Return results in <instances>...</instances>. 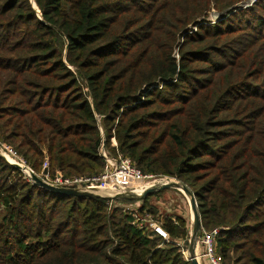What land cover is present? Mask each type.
<instances>
[{
	"label": "trees",
	"instance_id": "1",
	"mask_svg": "<svg viewBox=\"0 0 264 264\" xmlns=\"http://www.w3.org/2000/svg\"><path fill=\"white\" fill-rule=\"evenodd\" d=\"M242 1L0 0V144L36 172L48 158L52 176L90 177L115 138L144 173L195 193L224 264H264V16L233 24ZM152 196L140 214L158 213ZM134 220L0 154V264H192L185 217Z\"/></svg>",
	"mask_w": 264,
	"mask_h": 264
},
{
	"label": "built area",
	"instance_id": "2",
	"mask_svg": "<svg viewBox=\"0 0 264 264\" xmlns=\"http://www.w3.org/2000/svg\"><path fill=\"white\" fill-rule=\"evenodd\" d=\"M256 1L257 0H251L247 6H244L248 7ZM202 23L207 22L204 21ZM197 30L198 26H190L188 33H194ZM111 145L116 148L115 152L106 147L105 142L101 145L99 153L105 162L104 169L100 174L90 177H64L60 171H57V173L52 176L50 174V163L48 158L44 161L42 171L36 172L14 147L5 143L0 144V154L9 163L20 168L24 174V178L30 182H35L34 175H36L42 178L45 182L56 187L81 189L93 188L107 195H114L119 192L142 193L154 185H160L173 180V178L166 176L158 177L152 174L144 173L130 157L124 155L118 150V144L115 138H112ZM46 168L49 169V172L44 174L43 171ZM116 202L117 201H111V204ZM151 219L153 218L150 216L148 219H141L135 215L134 223L139 224L141 221V223H143L140 225L144 226L146 224L144 222H149ZM155 225L159 226L161 224L156 222ZM220 232L221 230L219 228L208 230L202 227L199 242L203 245L204 249L203 252L199 254V257L205 259L206 262L204 264H224L217 252V238Z\"/></svg>",
	"mask_w": 264,
	"mask_h": 264
},
{
	"label": "rangeland",
	"instance_id": "3",
	"mask_svg": "<svg viewBox=\"0 0 264 264\" xmlns=\"http://www.w3.org/2000/svg\"><path fill=\"white\" fill-rule=\"evenodd\" d=\"M250 1L251 0H245V1L239 2L238 4H236L234 6L237 9H234L229 14V15H232V17H233V20H232L233 24H236V23L241 24V21H242L243 22L242 25H245L244 23L249 22L252 24L257 23L256 25L258 26L259 23L256 22V17H257V15H260L261 13H262L261 15L264 16V10L262 8V7H264V2H262L263 6H261V7H255L252 10H247L248 7H252L253 5H255V3H253L252 5L246 7ZM244 5H246V6H244ZM242 6H244V7H242ZM234 7H232L231 9H233ZM239 8H241V9H239ZM229 9H226L223 12H225ZM237 10H238V12H237ZM241 11H244L243 15H241ZM252 11H253V14H251ZM216 12H218L217 9L211 10V12L209 14L210 16L207 19V21L210 24L215 23L219 19H223L224 16L228 13V12L224 13L225 15H223L221 17V16H214V15H216L215 14ZM223 12H220V13L222 14ZM204 24H207V23H204ZM248 31L250 32V30H248ZM196 32H194V33H196ZM5 144H7V143H5ZM173 180H176V179H173ZM143 203H144L143 200H131V201H127V202L117 201L115 203V205H116V207H124L125 211L130 212L134 216L136 215V216L140 217L141 219H148V217L150 216L153 219H151L149 222H144V223H148V224H155L156 222H158L157 219H159L161 212L165 213V214H173V213L176 214L177 213V214H180L181 216L185 217L187 220L188 227H189L190 237L188 238V242L186 240H183V239L177 240L178 245H180L182 247L181 249L184 251L183 254H185V251H186L185 249L189 248L191 234H192V230H193V222H192V214H191L190 204H189V200H188L187 196L185 195V193L182 192L181 190L167 189V190H163V191L159 192L156 195H153L150 198V200L148 201V203L151 205H154L158 208L157 214H150L148 211H144L142 214H140L138 212V210H139L140 206L143 205ZM142 223L140 221V223L138 225L140 226V224H142Z\"/></svg>",
	"mask_w": 264,
	"mask_h": 264
},
{
	"label": "water",
	"instance_id": "4",
	"mask_svg": "<svg viewBox=\"0 0 264 264\" xmlns=\"http://www.w3.org/2000/svg\"><path fill=\"white\" fill-rule=\"evenodd\" d=\"M229 10L223 12L222 14L220 12H216V16L225 15L224 13L229 12ZM204 18H201L200 21L202 22ZM49 172V169H44L43 173L47 174ZM35 183L41 185L42 187L48 189L51 192L62 194V195H81V196H95L104 198L110 201H124V200H142L150 195H154L156 193H159L163 190L167 189H176L181 190L185 193L189 200L191 214H192V222H193V230L191 234L190 239V245H189V259L191 260L192 264H201L199 261V254L196 252L197 244L199 242V236L200 231L202 229V219L201 215L199 213L197 199L195 196V193L185 184L177 181V180H171L167 183H162L160 185H154L142 193H133V192H119L114 195H107L105 193L99 192L97 189L93 188H64V187H56L50 183L45 182L42 178L39 176L34 175Z\"/></svg>",
	"mask_w": 264,
	"mask_h": 264
},
{
	"label": "crops",
	"instance_id": "5",
	"mask_svg": "<svg viewBox=\"0 0 264 264\" xmlns=\"http://www.w3.org/2000/svg\"><path fill=\"white\" fill-rule=\"evenodd\" d=\"M203 249H204L203 245L200 242H198L197 248H196L197 254H201L203 252ZM199 261L201 264H204L206 262L205 259L201 257H199Z\"/></svg>",
	"mask_w": 264,
	"mask_h": 264
},
{
	"label": "bare ground",
	"instance_id": "6",
	"mask_svg": "<svg viewBox=\"0 0 264 264\" xmlns=\"http://www.w3.org/2000/svg\"><path fill=\"white\" fill-rule=\"evenodd\" d=\"M214 16H216V15H214ZM221 17H222V15H221ZM215 19V18H214Z\"/></svg>",
	"mask_w": 264,
	"mask_h": 264
}]
</instances>
